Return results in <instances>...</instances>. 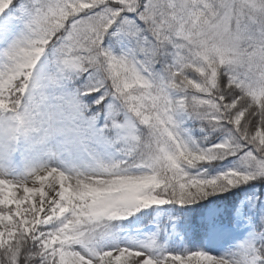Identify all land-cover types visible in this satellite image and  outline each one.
Masks as SVG:
<instances>
[{"label":"snow or ice","instance_id":"1","mask_svg":"<svg viewBox=\"0 0 264 264\" xmlns=\"http://www.w3.org/2000/svg\"><path fill=\"white\" fill-rule=\"evenodd\" d=\"M0 264H264V0H0Z\"/></svg>","mask_w":264,"mask_h":264}]
</instances>
